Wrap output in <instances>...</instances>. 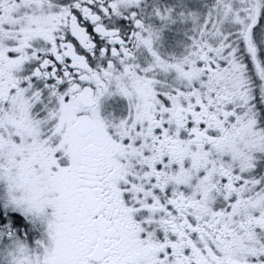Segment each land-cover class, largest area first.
I'll return each instance as SVG.
<instances>
[{
  "label": "snow or ice",
  "instance_id": "1",
  "mask_svg": "<svg viewBox=\"0 0 264 264\" xmlns=\"http://www.w3.org/2000/svg\"><path fill=\"white\" fill-rule=\"evenodd\" d=\"M0 264H264V0H0Z\"/></svg>",
  "mask_w": 264,
  "mask_h": 264
}]
</instances>
